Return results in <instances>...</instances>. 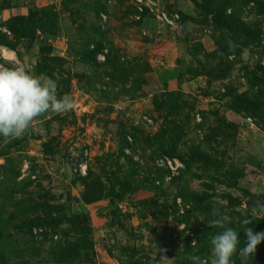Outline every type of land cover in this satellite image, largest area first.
<instances>
[{
    "label": "rangeland",
    "instance_id": "rangeland-1",
    "mask_svg": "<svg viewBox=\"0 0 264 264\" xmlns=\"http://www.w3.org/2000/svg\"><path fill=\"white\" fill-rule=\"evenodd\" d=\"M0 55L73 99L0 137V264H210L214 208L264 232V0H0Z\"/></svg>",
    "mask_w": 264,
    "mask_h": 264
},
{
    "label": "clouds",
    "instance_id": "clouds-1",
    "mask_svg": "<svg viewBox=\"0 0 264 264\" xmlns=\"http://www.w3.org/2000/svg\"><path fill=\"white\" fill-rule=\"evenodd\" d=\"M0 59L4 61L0 63V137L6 142L22 138L38 117L48 112L62 114L72 109V97L67 93L58 95L55 80L31 73L11 56L0 55ZM212 215L217 218L209 221L208 226L223 231L210 238V264H234L232 257L237 253L242 264H246L255 255L257 245L264 241V232H254L249 227L252 220L245 219L242 223L247 239L244 246L238 249L239 232L226 226L231 217L218 215L215 208ZM188 258L192 264H209L195 254ZM170 261L167 256H161L159 264H170Z\"/></svg>",
    "mask_w": 264,
    "mask_h": 264
},
{
    "label": "trees",
    "instance_id": "trees-1",
    "mask_svg": "<svg viewBox=\"0 0 264 264\" xmlns=\"http://www.w3.org/2000/svg\"><path fill=\"white\" fill-rule=\"evenodd\" d=\"M33 11L30 10L29 11V14H28V18H27V27H28V30L30 32V34L32 33V25H33V19H32V15H33ZM86 228L83 227V231L85 230Z\"/></svg>",
    "mask_w": 264,
    "mask_h": 264
},
{
    "label": "built area",
    "instance_id": "built-area-1",
    "mask_svg": "<svg viewBox=\"0 0 264 264\" xmlns=\"http://www.w3.org/2000/svg\"><path fill=\"white\" fill-rule=\"evenodd\" d=\"M136 2L141 3V2H143V0H136ZM168 164L171 165V160H168Z\"/></svg>",
    "mask_w": 264,
    "mask_h": 264
},
{
    "label": "bare ground",
    "instance_id": "bare-ground-1",
    "mask_svg": "<svg viewBox=\"0 0 264 264\" xmlns=\"http://www.w3.org/2000/svg\"><path fill=\"white\" fill-rule=\"evenodd\" d=\"M4 54H7V52L6 51H4ZM8 55V54H7Z\"/></svg>",
    "mask_w": 264,
    "mask_h": 264
}]
</instances>
